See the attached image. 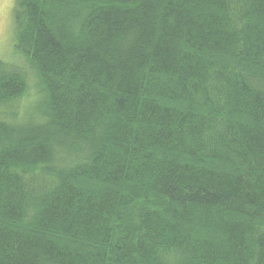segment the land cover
Wrapping results in <instances>:
<instances>
[{
    "label": "trees",
    "instance_id": "obj_1",
    "mask_svg": "<svg viewBox=\"0 0 264 264\" xmlns=\"http://www.w3.org/2000/svg\"><path fill=\"white\" fill-rule=\"evenodd\" d=\"M14 34L0 264H264V0H16Z\"/></svg>",
    "mask_w": 264,
    "mask_h": 264
},
{
    "label": "rangeland",
    "instance_id": "obj_2",
    "mask_svg": "<svg viewBox=\"0 0 264 264\" xmlns=\"http://www.w3.org/2000/svg\"><path fill=\"white\" fill-rule=\"evenodd\" d=\"M15 7L16 0H0V61L13 65H24L26 67V64H23L20 54L14 47ZM28 84L29 90L25 99L26 102L32 103L37 96L35 95V80L31 76V72L29 73Z\"/></svg>",
    "mask_w": 264,
    "mask_h": 264
}]
</instances>
